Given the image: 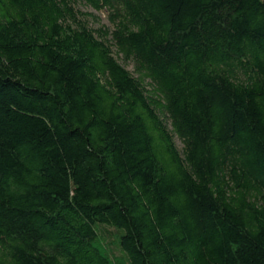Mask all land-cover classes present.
Instances as JSON below:
<instances>
[{"label":"trees","instance_id":"obj_1","mask_svg":"<svg viewBox=\"0 0 264 264\" xmlns=\"http://www.w3.org/2000/svg\"><path fill=\"white\" fill-rule=\"evenodd\" d=\"M0 264H264V0H0Z\"/></svg>","mask_w":264,"mask_h":264},{"label":"rangeland","instance_id":"obj_2","mask_svg":"<svg viewBox=\"0 0 264 264\" xmlns=\"http://www.w3.org/2000/svg\"><path fill=\"white\" fill-rule=\"evenodd\" d=\"M103 17H104V15H103ZM128 68L132 69V66H131V65H129V66H128Z\"/></svg>","mask_w":264,"mask_h":264}]
</instances>
